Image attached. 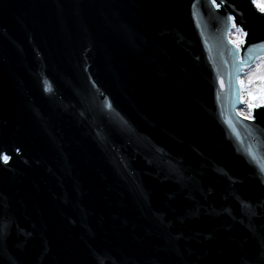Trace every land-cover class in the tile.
I'll return each instance as SVG.
<instances>
[{
  "label": "water",
  "instance_id": "obj_1",
  "mask_svg": "<svg viewBox=\"0 0 264 264\" xmlns=\"http://www.w3.org/2000/svg\"><path fill=\"white\" fill-rule=\"evenodd\" d=\"M215 2L0 0V264H264V14Z\"/></svg>",
  "mask_w": 264,
  "mask_h": 264
},
{
  "label": "rangeland",
  "instance_id": "obj_2",
  "mask_svg": "<svg viewBox=\"0 0 264 264\" xmlns=\"http://www.w3.org/2000/svg\"><path fill=\"white\" fill-rule=\"evenodd\" d=\"M257 3H264V0H257ZM240 30L241 29H233L232 32L229 35V39L230 41L235 40L239 35H240ZM241 39H243V37H241ZM264 75V57H260L258 58L253 64L252 66H250L249 68H247L244 73L242 74L243 81H244V86H245V90L247 93V101L245 100L244 104H241L240 107L238 108V110L244 111L248 108V101H249V97H248V93L252 92L254 93V100L253 102L258 104L259 102V96H260V90L262 88V86H264L261 83V80L258 79L259 76ZM252 80V83L249 84V80ZM255 81H257V83H255ZM240 86V85H239ZM241 90V88H240ZM255 107H253L254 109ZM252 109V110H253ZM253 113V112H252ZM251 113V114H252Z\"/></svg>",
  "mask_w": 264,
  "mask_h": 264
},
{
  "label": "snow or ice",
  "instance_id": "obj_3",
  "mask_svg": "<svg viewBox=\"0 0 264 264\" xmlns=\"http://www.w3.org/2000/svg\"><path fill=\"white\" fill-rule=\"evenodd\" d=\"M211 3H213L214 6L218 7L219 5L216 4L215 0H210ZM224 0H221V3H223ZM254 5L259 9V11L264 14V3H257V0H253ZM228 20L231 21L232 17L229 16ZM233 27H235V24H233ZM245 34L244 32L240 31V35L235 39L230 41V43L233 44L234 48H236L237 50L239 49V46L243 43H245V41L243 39H241V37H243ZM259 80H261L262 82H264V75H261L258 77ZM238 83H240L241 86V90L243 91L245 86L243 81H238ZM252 83V80H249V84ZM248 97H249V103H248V116L246 117L247 119L251 118V110L253 107H257L258 105L256 103L253 102L255 96L254 93L249 92L248 93ZM259 104L260 105H264V86H262L261 90H260V96H259ZM5 160H7V157H3Z\"/></svg>",
  "mask_w": 264,
  "mask_h": 264
},
{
  "label": "bare ground",
  "instance_id": "obj_4",
  "mask_svg": "<svg viewBox=\"0 0 264 264\" xmlns=\"http://www.w3.org/2000/svg\"><path fill=\"white\" fill-rule=\"evenodd\" d=\"M241 31V30H240ZM238 81H243V78L242 77H239L238 78ZM243 83H244V81H243ZM239 85H240V83H239ZM240 88H241V86H240ZM240 99H241V103L242 104H244V102H245V100L247 99V93H246V90L244 89L243 91L241 90V95H240ZM247 101V100H246ZM249 102V101H248ZM259 102V101H258ZM258 106L257 107H259V106H264V105H260L259 103L257 104ZM256 108V107H255ZM242 109V108H241ZM237 110V113L240 115V116H242V117H244V118H246L247 116H248V112H249V109L247 108L246 110H244V111H242V110ZM253 109V108H252ZM254 110V109H253ZM253 110H251V113L253 112ZM252 115V114H251Z\"/></svg>",
  "mask_w": 264,
  "mask_h": 264
}]
</instances>
